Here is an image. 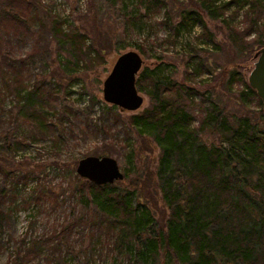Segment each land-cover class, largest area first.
<instances>
[{"label":"trees","instance_id":"obj_1","mask_svg":"<svg viewBox=\"0 0 264 264\" xmlns=\"http://www.w3.org/2000/svg\"><path fill=\"white\" fill-rule=\"evenodd\" d=\"M110 1L113 7L108 10H116L127 29L145 31L148 25L142 18L147 13L166 11L168 2L174 1L178 5V22L171 23L172 18L166 12L162 23L172 28L175 36L182 31L191 32L197 23H201L202 34L208 35L212 42L214 35L209 33L203 21L204 13L214 19L220 18L228 28L229 41L213 43L214 50L229 57L228 48L235 53L246 54L251 44L257 46L254 52L264 46V25L255 21L253 27H244L245 35L254 33V39L237 48L232 36L236 27L231 23L232 17L230 21L226 18L225 11L238 0H189L187 9L177 0ZM245 3H248L244 11L246 19L264 6L261 0H245L242 6ZM39 8L40 3L36 0H0V31L7 38L5 46L8 50L2 53L7 72L0 70V126L4 120L3 100L11 93L21 108L19 123L22 126L12 144L0 131V179L3 181L0 188V232L5 231L4 224L13 217V213L25 209L33 217L47 213L44 234L49 233L39 241L41 245L35 240L30 243L23 239L18 241L11 259L5 264H31L43 252L47 264L49 257L52 259L55 255L58 257H55L56 264H60V260L72 253L73 245L69 244L72 231L77 226L86 230L88 225L95 226L97 232L104 229L118 252L128 255L130 262L135 264H155L162 253L176 264H264V115L261 100L248 84L242 68L229 72L228 90L232 92L230 89L235 82L242 84L243 89L236 95V102L254 97L260 109L253 115L228 111L225 103H218L212 93L205 90L206 96H202V100L206 103L201 106L198 125L194 127L192 113L185 101H171L166 95L178 84L165 74L168 61L161 57L152 68L144 67L135 84L138 91L148 95L149 105L129 117V126L141 141L150 140L159 147L155 169L146 167L145 172L137 173L133 179L128 178L127 170L122 180L104 185H96L72 169L74 174L67 177V181L66 175H62L57 186L72 190L71 204L67 207L59 201V196L65 192L58 195L55 185L42 179L38 170L40 165L14 155V151L23 147L24 127L32 129L30 142L39 138L49 139V148L54 152L66 145L63 123L77 118L69 104L60 103L57 110L53 108V95H57L58 90H48L39 82H24L26 60L34 52L18 58L13 56L9 39L22 34L35 38L33 51H36L37 34L32 28L41 21L38 16L33 19L32 16ZM107 20L94 16L87 18L85 23H94L101 31ZM52 32L54 35L62 34L60 41L68 44L73 53L74 60L66 62L65 69H60L68 75L71 71L74 72L71 75L75 74L79 62L85 58L82 48L88 40V33L74 29L64 32L55 23H52ZM92 46L86 49L87 54L92 53ZM99 51L103 52V49ZM234 59L232 56L228 60L233 62ZM203 66L202 63L197 64L195 72L200 73ZM215 79L213 76L205 88H211ZM182 84L180 97L185 100ZM43 94L48 99L44 100ZM110 108L117 106L111 105ZM12 117L10 113L6 119L9 124ZM89 125L86 123L84 126ZM202 134L218 137L208 142ZM4 154H7L6 159ZM130 154L134 157V149ZM49 164L60 171L56 161ZM154 178L156 183H153ZM28 181L32 184L29 185ZM152 184L156 190L145 194L144 190L153 187ZM157 194L168 211L161 223L156 218ZM80 206L84 214L77 210ZM91 210L92 216L88 217ZM60 213L66 216L61 221L54 217ZM91 218L103 221L88 223ZM6 238L7 244L15 243L16 237L12 232L7 233Z\"/></svg>","mask_w":264,"mask_h":264},{"label":"rangeland","instance_id":"obj_2","mask_svg":"<svg viewBox=\"0 0 264 264\" xmlns=\"http://www.w3.org/2000/svg\"><path fill=\"white\" fill-rule=\"evenodd\" d=\"M36 1L40 3V8L37 12H33L32 19L38 16L42 23L36 22L32 28L33 33L37 34V49L33 51L35 38L26 37L22 34L16 39L14 37L9 39L13 47V56L18 58L25 56L26 53L34 52L33 55L30 54L27 57V70L23 71V74L26 75L24 82H39L48 90L51 88L58 90V94L53 95L55 97L52 103L53 108L57 110L60 103L69 104V108L77 113V118L73 117L72 121L63 123L65 139L67 140L66 145L59 147L54 152L49 148L51 142L49 139L39 138L36 142H30L32 129L24 127L25 141L23 147L14 151V155L16 157L23 156L26 160L32 161L33 164L40 165L38 170L42 179L55 185L58 195L65 192V194L62 193L59 196V201L63 204V207L71 204L70 194L72 190L71 188L66 190L65 186L57 187L59 178L61 179L62 175H66L67 181V177L69 178L74 174L72 169L76 168L77 161L82 157L88 155L113 157L117 160L123 174L128 170V178L130 179L135 178L137 173L145 172L146 167L151 170L156 167L159 147L150 140H147V142L145 140V143L141 141L133 134L132 128L129 126V117L149 105L148 95L143 91H139L143 96V104L136 111H121L118 107L110 108L111 105L105 103L102 98V82L117 56L125 51L134 50L140 54L143 60L141 70L146 66L152 68L157 62H160L161 57L168 61L165 74L172 77L178 84L175 85L174 89L169 90L166 95L171 101H185L184 104L190 108L192 113V125L194 127L198 125L201 106L206 103H203L202 100V96H206L205 90L210 91L213 99L218 103L222 105L225 103L228 111H239L253 115L260 109L258 101L254 97L251 99L246 98L244 101L239 100V103L236 102V95L243 89L242 84L235 82L230 89L232 92L228 90L226 84L230 76L229 72L235 69L240 71L242 68L247 80L249 71L253 67V54L257 46L255 44L249 45L246 54L235 53L232 48H228L226 51L229 53V57L226 53L222 54L221 51L214 50L213 43L221 41L225 44L229 41V36L227 37L228 28L221 22L220 18L214 19L207 14H202L209 33L214 35L211 42L208 40V35L202 34L201 23H197L191 32L182 31L176 36L173 34L172 28L162 23L166 12L172 18L171 23L176 24L178 22V5H175L174 1L168 2L166 11L161 9L159 12H149L150 15L147 13L148 16L142 18L143 21H147L148 25L145 31L125 28L116 10H108L113 7L110 0ZM177 1L182 2V5H186V9L189 8V0ZM261 1L264 3V0ZM244 2L245 0H238V3H232L231 7L225 11L226 18L230 21L232 17L231 23L236 27L232 36L236 40L237 48L242 47L241 45H245L246 41H250L255 37L254 33L245 35L246 28L253 27L255 21L264 25V9L260 10L264 6L259 7L256 13L246 19L244 11H246L248 3L242 6ZM143 12L142 10L141 13ZM94 16L98 19L99 16L104 19L108 18L101 31L94 23H85L87 18ZM83 17L86 19H83ZM52 23L61 26L64 32H71L74 29L79 30L81 33L85 31L86 35L88 33V40L82 48L84 50L82 55L85 58L82 62H79L76 75H71V73H74L72 71L71 73L67 72L68 75L60 69H65L64 64L73 61L74 58L71 48L67 46L68 44L64 45L60 41L62 34H53ZM244 27H246L245 30ZM0 38V53L2 54L8 50L5 46L7 38L4 34L2 35L1 31ZM91 45H93L91 48L92 53L87 54L86 49ZM99 49H103V52H100ZM232 56L235 57V62H229L228 59ZM2 58L3 54L0 55V70L6 71L7 66ZM7 63L10 64L11 61L7 60ZM201 63L204 64V68L200 67L201 72L196 73L195 67L197 68V64ZM71 66H73V63H71ZM213 76L216 79L212 87L205 88L207 82H210ZM9 83L11 84L12 81L9 80ZM181 83H183L185 100L180 97ZM187 90L190 91L187 92ZM53 96L51 99H53ZM43 98L44 100L48 99L45 94H43ZM3 101L4 120L0 126V131H2V136H8V140L12 144L15 136L19 131H22V126L19 123L21 119L19 110L21 108L17 106V101L12 93L4 97ZM10 113L13 115L11 124L6 120L10 117ZM86 123L90 124L89 127L84 126ZM81 127L86 130L81 129ZM217 137V135L202 134V138L208 142L217 140ZM132 149H134V157L130 154ZM6 156L7 154H4L5 159ZM50 161H56L60 171L54 170L53 165L50 166L49 164ZM153 181V183H156L155 178ZM28 184L31 185L32 181H28ZM2 185L3 181L0 179V188ZM152 186L145 189L144 193L148 194L152 192V189L155 191L153 184ZM157 201L158 216L156 218L161 223L162 218L168 214V211L164 209L158 194ZM150 205L154 207L153 203ZM77 210L81 214L85 213L81 206ZM45 214L47 213L42 212L33 217V214L25 209L13 213V217H10L4 224L5 231L0 232V264H5L11 259L12 251L14 247L18 246V241L21 239L27 243L35 240L39 244V241L49 234H44L46 233L45 219L47 218ZM91 214L92 210L87 216L91 217ZM54 217L61 221L66 216L60 213L57 216L54 215ZM102 221L91 218L88 223L97 224ZM82 225L84 224L82 223ZM88 226L89 228L86 230L81 226H77L72 231L69 243L73 245L72 253H68L63 261L60 260V264H135L130 262L128 255L124 256L118 252L116 244L106 236L104 229L97 232L95 226ZM9 232H12L18 238L17 241L14 238L15 243L12 241L9 244L6 243V234ZM55 257L57 256L55 255L52 259L49 257V264H56ZM30 263L47 264L48 261L43 252L41 256ZM155 264L176 263L171 262L162 253Z\"/></svg>","mask_w":264,"mask_h":264},{"label":"water","instance_id":"obj_3","mask_svg":"<svg viewBox=\"0 0 264 264\" xmlns=\"http://www.w3.org/2000/svg\"><path fill=\"white\" fill-rule=\"evenodd\" d=\"M254 57L256 61L249 71L247 82L260 98L264 115V46L255 52ZM142 64L140 54L134 50L117 56L102 82L105 103L117 106L121 111H136L142 106L143 96L135 84ZM75 172L96 185L111 184L124 177L117 160L110 156L82 157L77 161Z\"/></svg>","mask_w":264,"mask_h":264},{"label":"flooded vegetation","instance_id":"obj_4","mask_svg":"<svg viewBox=\"0 0 264 264\" xmlns=\"http://www.w3.org/2000/svg\"><path fill=\"white\" fill-rule=\"evenodd\" d=\"M256 52V51H255ZM255 52H254V54H255ZM254 54H253V60H254V62L256 61V58L254 57ZM254 62H253V64H254Z\"/></svg>","mask_w":264,"mask_h":264}]
</instances>
